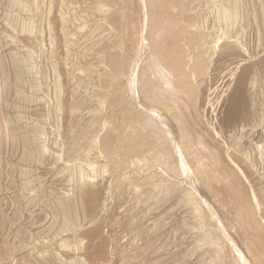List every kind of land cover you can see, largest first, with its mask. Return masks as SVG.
Segmentation results:
<instances>
[{
	"label": "rangeland",
	"instance_id": "rangeland-1",
	"mask_svg": "<svg viewBox=\"0 0 264 264\" xmlns=\"http://www.w3.org/2000/svg\"><path fill=\"white\" fill-rule=\"evenodd\" d=\"M0 264H264V0H0Z\"/></svg>",
	"mask_w": 264,
	"mask_h": 264
},
{
	"label": "bare ground",
	"instance_id": "bare-ground-1",
	"mask_svg": "<svg viewBox=\"0 0 264 264\" xmlns=\"http://www.w3.org/2000/svg\"><path fill=\"white\" fill-rule=\"evenodd\" d=\"M151 2H152V1H151ZM153 2H154V1H153ZM168 2H170V1H168ZM154 3H156V2H154ZM154 3H153V4H154ZM166 3H167V2H166ZM149 4H151V3H149ZM155 5H156V4H155ZM155 5H152V6H155ZM158 5H159V4H158ZM167 5H169V4H167ZM155 7H156V6H155ZM155 7H153V8H155ZM166 7H167V6H166ZM166 7H163V8L166 10ZM149 8H150V7H149ZM161 9H162V8H161ZM154 10H155V9H154ZM156 10H159V9L157 8ZM165 10H164V11H165ZM162 11H163V9H162ZM151 12H152V9H151ZM156 12H157V11H156ZM165 12H166V11H165ZM166 13L168 14V11H167ZM154 14H156V13L154 12V13L152 14V15H153V20L151 19L153 22H152V24L150 23V26H152V27L154 26L153 29H152V27H150V28L152 29L151 32H157L156 29H155V27H158L157 25L159 24V21H160V20H161V22H160L159 25H161V24L164 25L163 21H165V20L163 19V18H164V15H163V16H160L161 14H163V13H161L160 11H159L158 14H156V15H154ZM161 17H162V19H161ZM165 19H167V18H165ZM168 26L170 27V25L167 24L164 28H166V27L169 28ZM164 28H163V29H164ZM163 29H162V26H161V28H159V31H160V30H163ZM153 30H155V31H153ZM164 30H165V31H164ZM164 30H163V31L165 32V34H164V32L162 31V32H163V36L166 37V36H168V35L166 34V33H167V32H166L167 29H164ZM168 30H169V29H168ZM181 30H182V29H181ZM181 30H180V35L182 34V33H181ZM186 30H187V29H186ZM169 32L171 33V31H168V34H170ZM189 32H190V31H189ZM184 33H186V31H185ZM153 34H154V33H152V35H153ZM186 34H187V33H186ZM186 34H185V35H186ZM182 35H183V34H182ZM182 35H181V36H182ZM185 35H184V36H185ZM188 35L190 36V33H188ZM172 36H174V35H172ZM172 36H171V37H172ZM157 37H158V36H157ZM175 37H176V36H175ZM175 37H173V38H175ZM166 38H169V37H166ZM166 38H165V39H166ZM178 38H179V37H178ZM178 38L176 37V38L173 39V40H178ZM180 38H182V37H180ZM152 39H153V38H152ZM159 39H160V37H159ZM162 39H163V41H165L164 38H162ZM169 39H170V38H169ZM155 40H157V39H156V36L154 37L153 41L156 42ZM186 40L190 41V39H187V36H186ZM157 41L159 42V40H157ZM163 41H161V39H160V42H159V43H161V42H163ZM158 42L153 43V44H155V45L157 44L154 48H156V47H157V48H160L161 46L163 47L164 42L161 43V44H163V45H158ZM166 42H169V40H167ZM182 42H183V41H182ZM171 43L173 44L172 39H171ZM168 44H170V43H167V45H166V44L164 45V47H165V46L168 47V48H167V49H168V52H170L169 50H172L170 53H173V54H176V55H177L179 52H178V50H177V52L175 53V51H176L177 48L174 49V48H175L174 46H176V45H168ZM174 44H175V42H174ZM202 44H203V43H202ZM153 46H154V45H153ZM169 46H171V48H169ZM172 46L174 47V48H173V49H174V52H173ZM177 46H178V45H177ZM199 46H200V45H199ZM202 47H203V46H202ZM154 48H153V49H154ZM157 48L154 49V50H157ZM183 48H184V47H182V48L180 47V48H179V51H180V52L182 51V53L184 54V53H186V51H185L186 48L184 49L185 52L183 51ZM163 49H165V48H163ZM180 49H182V50H180ZM152 51H153V50H152ZM158 51H160V49H158ZM191 51H192V50H191ZM194 51H195V49H194ZM194 51H193V53H194ZM153 52H154V51H153ZM162 52H164V51H162ZM154 53H155V52H154ZM158 53H159V52H158ZM170 53H168V54H170ZM187 53H188V52H187ZM200 53H202V52L200 51ZM190 54H191V53H190ZM197 54H198V53H197ZM152 55H153V54H152ZM180 55H182V54H180ZM180 55H179V56L177 55L178 58L180 57ZM192 55H193V54H191L190 57H191ZM154 56L156 57V55H154ZM160 56H161V55H160ZM166 56H167V55H166ZM185 56H186V55H185ZM194 56H196V55H194ZM161 57H162V56H161ZM190 57L188 56V57H186V58L190 59ZM199 57H201V56L199 55ZM158 58H160V57H158ZM164 58H165V57H164ZM191 58H192V59H190V62H191V63H192V60L199 59V58H196V57L194 58L193 56H192ZM193 58H194V59H193ZM165 59H166V58H165ZM173 59H174V58H173ZM188 59H187V61H188ZM163 60H164V59H163ZM176 60H177V61H175V63H176V62H179V61H178L179 59H176ZM185 60H186V59H185ZM185 60H183V61H185ZM157 61H158V60H157ZM159 61H160V60H159ZM170 61H172V58L169 59L167 63H169ZM173 61H174V60H173ZM180 62H181V61H180ZM194 62H195V61H194ZM157 63H158V62H157ZM175 63H174V64H175ZM181 63L183 64L184 62H181ZM191 63H190V64H187V65H191ZM148 64H149V63H148ZM170 64H171V65H170ZM170 64H169V65L173 68V66H172L173 63H170ZM176 64H177V66L180 65V64H178V63H176ZM151 65H152V63H151ZM161 65H163V63H161ZM185 65H186V64H185ZM185 65L183 66V68L186 67ZM158 66H160V65L158 64ZM158 66L156 65V67H158ZM167 66H168V65H167ZM152 67H153V66H152ZM164 67H166V66H164ZM168 67H169V66H168ZM187 67H188V66H187ZM150 68H151V67H149V69L147 70L148 73H149V70L152 71V69L155 71L154 68H152V69H150ZM174 68H176L175 71H177V72H178V71H181V70H182V72H183V73H181V72L175 73V74H177V75L180 73V74H182V76H183V74L186 72L185 70H184V71H185V72H184V71H183V68L181 69V67H180V68H179V67H174ZM188 68H190V67H188ZM163 69H164V68H163ZM177 69H178V70H177ZM179 69H180V70H179ZM191 69H192V66H191ZM191 69H189V70H191ZM160 70H161V69H160ZM193 70H194V67H193ZM171 71H172V70H171ZM171 71H170V72H171ZM195 71H196V70H195ZM143 72H144V71H143ZM163 72H165V70H163ZM170 72H169V73H170ZM144 73H146V72H144ZM154 73H155V72H154ZM154 73H152V74H154ZM150 74H151V73H150ZM158 74H159V73H158ZM158 74H157V75H158ZM175 74H174V77H173V78H177V75H175ZM168 75H169V74H168ZM186 75H187V72H186ZM186 75H184V76H186ZM158 76H160V75H158ZM175 76H176V77H175ZM180 76H181V75H180ZM184 76H183V77H184ZM187 76H190V75H187ZM187 76H186L185 79H190V77H191V79H192L193 74H192V76H190L189 78H188ZM143 77H144V76H143ZM163 77H164V78H163ZM163 77H161V78H163V79H162L163 81L165 80L166 77H167L168 79H172V80H173L172 77L169 78L170 76H167L166 74H165V76H163ZM149 78H150V77H149ZM151 78H153V77H151ZM167 78H166V80L164 81V83H165V82H168V81H167ZM182 79L184 80V78H181V80H178V81H181V83H183L184 81H183ZM155 80H156V79H155ZM173 81H174V82H173ZM173 81L170 80L169 82H170V83H171V82L174 83V85H175L176 82H178V81H176V79H174ZM182 81H183V82H182ZM189 81H191V80H189ZM143 82H144V81H143ZM169 82H168V83H169ZM153 83H154V82H153ZM170 83H169V84H170ZM172 83H171V84H172ZM187 83H188V80H187L185 83H183V84H186V85H187ZM144 84H145V83H144ZM171 84H170L169 87H167L168 84H167V85L164 84V86H165L164 88H166V90H163V91H164V92L168 91L169 88H171V86H172V87H175L174 85H171ZM178 84H179V82L177 83V88H179V89H178V90H180L179 92H182L181 89H183L185 85H184V86H183V85L181 86L180 84H179V85H178ZM188 86H189V85H188ZM153 87H154V86H153ZM182 87H183V88H182ZM145 88H146V87H145ZM160 88H161V87H160ZM177 88H176V89H177ZM186 88H187V86H186ZM167 89H168V90H167ZM172 89H173V88H172ZM172 89H170V90H172ZM176 89L174 88V91H176ZM188 89H189V88H188ZM152 90H153V89H152ZM155 90H156V89H155ZM170 90H169V92H167L166 95H171V94H173V93H170ZM184 90H187V89L184 88ZM184 90H183V92H184ZM158 91H159V90H158ZM163 91H161V92H163ZM155 92H157V91H155ZM161 92H157V94H162ZM150 93L152 94V92H150ZM168 93H170V94H168ZM184 93H185V92H184ZM163 95H165V93H163ZM160 96H161L160 99L162 100V97H164V96H162V95H160ZM160 96L158 95V96H156L157 98H154V99L159 100V97H160ZM172 96H175V95H172ZM152 97H154V95H152ZM152 97L150 98L151 100L153 99ZM173 98H174V97H173ZM154 99H153V100H154ZM166 99H168V96H167ZM171 99H172V97H171ZM153 100H152V101H153ZM168 100H169V99H168ZM172 100H173V99H172ZM152 101H151V102H152ZM159 101H160V100H159ZM162 101H164V100H162ZM156 102H157V101H156ZM156 102H155V103H156ZM160 102H161V101H160ZM168 102L170 103V102H172V101L169 100ZM165 103H166V102H163V104H165ZM145 112H146V111H145ZM152 114H153V113H152ZM155 117H156V116H155ZM157 117H158V116H157ZM155 119H156V118H155ZM145 120H147V119H145ZM156 120H157V119H156ZM146 123H148V122H146ZM146 123H145V124H146ZM147 125H148V124H147ZM161 131H162V130H161ZM26 141H28V140H26ZM28 143H29V142H28ZM25 144H26V143H25ZM26 145H27V144H26ZM198 152H199V151H198ZM193 154H194V153H193ZM204 157H205V156H204ZM204 157H203V158H204ZM202 162H203V161H202ZM208 166H209V165H208ZM70 206H71V205H70ZM61 207H62V206H61ZM66 207H67V205H66ZM65 209H67V208H65ZM61 210H62V209H61Z\"/></svg>",
	"mask_w": 264,
	"mask_h": 264
}]
</instances>
